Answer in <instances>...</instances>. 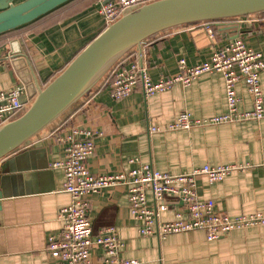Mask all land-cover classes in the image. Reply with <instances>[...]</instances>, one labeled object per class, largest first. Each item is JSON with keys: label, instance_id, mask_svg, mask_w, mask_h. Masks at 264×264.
I'll return each instance as SVG.
<instances>
[{"label": "crops", "instance_id": "obj_1", "mask_svg": "<svg viewBox=\"0 0 264 264\" xmlns=\"http://www.w3.org/2000/svg\"><path fill=\"white\" fill-rule=\"evenodd\" d=\"M107 1L74 0L20 29L15 36L0 37V91L10 90L26 78L25 60L17 63V68L3 60L10 42L19 41L44 88L105 30L99 9ZM237 39L264 53V14L163 32L147 40L141 50L127 55L126 64L137 63L158 81L177 74L180 60L189 66L204 63L215 48ZM260 81L264 93V71ZM236 93L239 110L250 111L253 102L244 83L236 85ZM183 112L197 119L225 114L222 75L204 74L189 87L177 84L153 97H146L140 87L121 101L110 97L109 87L97 86L61 120L2 162L0 264H59L49 256L47 244L50 237L59 235L63 223L58 214L71 199L63 191L62 171L53 169L52 164L63 155L56 136L73 127L100 134L95 153L88 160V170L94 176L127 172L133 167L129 160L134 157L157 171L174 175L189 174L205 165H248L245 172L233 173L222 182L199 178L198 194L214 200L217 211L231 217L264 211V119L167 130ZM153 127L159 131H151ZM148 200L155 205L150 193ZM182 209L181 203L169 204L161 212L160 223L174 220ZM88 214L95 233L115 227L125 244L121 258L138 264H264V227L234 231L212 242L201 230L165 238L140 236V223L130 213L125 187L106 189L90 197ZM104 257L103 249H95L91 264H103Z\"/></svg>", "mask_w": 264, "mask_h": 264}, {"label": "built area", "instance_id": "obj_2", "mask_svg": "<svg viewBox=\"0 0 264 264\" xmlns=\"http://www.w3.org/2000/svg\"><path fill=\"white\" fill-rule=\"evenodd\" d=\"M157 0H108L100 6L105 27L117 21L129 11ZM214 39V34H210ZM264 71V53L248 47L240 39L230 41L222 48H215L210 59L189 66L179 61L177 74L153 81L137 63L122 65L114 73L109 86V95L114 101L129 97L142 88L146 97L169 91L175 85L189 87L204 74L220 73L225 81L227 112L223 115L197 119L188 112L181 113L168 125L167 130H189L206 125H220L238 121L264 119V93L260 75ZM244 83L252 98L253 108L240 111V99L236 85ZM25 88L17 85L10 90L0 91V127L13 121L27 104L21 103ZM29 104V103H28ZM153 132L159 131L153 127ZM99 133L88 128L73 127L56 136L62 148V158L52 168L64 175L63 191L71 202L59 211L63 226L58 236L50 237L47 244L49 256L59 264H91L93 252L101 248L105 252L103 264H138L136 260L121 258L124 242L118 237L115 227H104L95 233L89 217L90 197L100 195L106 189L125 187L128 192L129 209L132 217L140 223L139 234L143 237L165 238L173 234L204 231L209 242L234 232L254 227H264V211L231 217L218 212L212 199H202L198 194L199 178L211 183L224 181L236 172H245L248 165H205L189 174L174 175L155 170L143 164L139 158H131L133 167L127 172L94 176L88 170V160L95 153ZM152 194L155 205H150L148 194ZM181 203L174 220L160 223L161 212L169 204Z\"/></svg>", "mask_w": 264, "mask_h": 264}, {"label": "water", "instance_id": "obj_3", "mask_svg": "<svg viewBox=\"0 0 264 264\" xmlns=\"http://www.w3.org/2000/svg\"><path fill=\"white\" fill-rule=\"evenodd\" d=\"M74 0H0V36L27 27ZM264 12V0H157L133 9L110 24L45 88L34 76L18 40L3 60H25L22 104L28 110L0 127V165L71 112L112 68L150 38L172 29L231 20ZM34 79V86L32 84ZM4 166L1 165V169ZM0 199L3 195L0 193Z\"/></svg>", "mask_w": 264, "mask_h": 264}, {"label": "trees", "instance_id": "obj_4", "mask_svg": "<svg viewBox=\"0 0 264 264\" xmlns=\"http://www.w3.org/2000/svg\"><path fill=\"white\" fill-rule=\"evenodd\" d=\"M261 14H264V12L263 13H261ZM261 14H258V15H261ZM254 16V15H253ZM250 17H252V16H250ZM237 20V19H236ZM231 21H235V19L234 20H231ZM207 24H217V23H207ZM18 31H20V29L19 30H17V31H14V32H11V33H8V34H5V35H3V36H0L1 38H7V37H13V36H15L17 33H18ZM160 34H162V33H160ZM159 35V34H158ZM157 36V35H156ZM155 37V36H154ZM153 38V37H152ZM152 38H150V39H152ZM149 39V40H150ZM94 40V39H93ZM88 46V45H87ZM86 48V47H85ZM84 48V49H85ZM83 49V50H84ZM134 52V51H133ZM127 56H125L123 59H121L113 68H112V70L109 72V75H108V77L107 78H105V79H103L99 84H98V86H101L102 88L103 87H109L111 84H112V82H113V80H114V73H115V71L119 68V67H121L122 65H126V58ZM74 60V59H73ZM72 60V61H73ZM71 61V62H72ZM70 62V63H71ZM69 63V64H70ZM47 86V85H46ZM45 86V87H46ZM44 87V88H45ZM93 91V90H92ZM91 91V92H92ZM90 92V93H91ZM89 93V94H90ZM78 104V103H77ZM29 106H30V103L29 104H27V105H25L24 107H23V110H22V112L21 113H19L18 115H16L15 117H13L12 118V120H15V119H18L20 116H22L27 110H28V108H29ZM60 134V133H59Z\"/></svg>", "mask_w": 264, "mask_h": 264}, {"label": "rangeland", "instance_id": "obj_5", "mask_svg": "<svg viewBox=\"0 0 264 264\" xmlns=\"http://www.w3.org/2000/svg\"><path fill=\"white\" fill-rule=\"evenodd\" d=\"M20 1V0H19ZM16 2H18V0H16Z\"/></svg>", "mask_w": 264, "mask_h": 264}]
</instances>
